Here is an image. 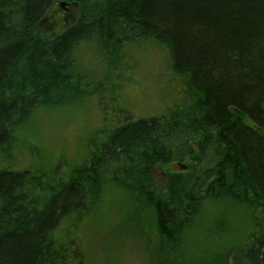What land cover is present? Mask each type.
<instances>
[{"label": "trees", "instance_id": "1", "mask_svg": "<svg viewBox=\"0 0 264 264\" xmlns=\"http://www.w3.org/2000/svg\"><path fill=\"white\" fill-rule=\"evenodd\" d=\"M57 1L0 0V264H82L80 244L61 231L115 188L170 262L189 238L202 243L200 228L223 222V238L248 216V239L214 256L264 264V0H69L75 19L47 34L40 25ZM146 60L163 97L138 115L117 92ZM93 94L118 117L71 175L14 164L38 112ZM178 162L186 167L159 184L155 173Z\"/></svg>", "mask_w": 264, "mask_h": 264}, {"label": "rangeland", "instance_id": "2", "mask_svg": "<svg viewBox=\"0 0 264 264\" xmlns=\"http://www.w3.org/2000/svg\"><path fill=\"white\" fill-rule=\"evenodd\" d=\"M62 2L65 5L60 6ZM74 2L57 1L52 8L54 16L42 22L40 28L47 34L60 31L76 17L77 4ZM139 55L145 59V53L137 52L136 57ZM145 64L149 71L145 68L142 74L135 73V84H126L121 87V93L117 92L119 103L138 115L151 114L153 106L163 97L162 89L153 81L151 63L146 60ZM82 87L89 88L85 82ZM105 90L110 98L111 84H105ZM99 99L98 94H93L85 100L75 99L77 102L38 112L17 138L14 164L32 167L42 177L65 179L71 175L73 167L94 148L96 140L104 139L105 130L111 129L113 118L118 117L117 111ZM110 104L117 106L114 100ZM245 120L252 125L248 117ZM174 166H163L161 172L155 173L159 184L165 183L166 169ZM129 205L123 190H107L97 211L81 218H72L63 228L61 232L64 236H72L77 245L80 244L82 264H219L220 257L214 256L219 245L223 242L226 247L233 243H243L252 230L248 216L234 217V221L226 224L228 230L223 238L216 234H223L221 228L225 223L221 222L223 227L220 224L211 229L200 226L197 241L202 243L194 245L192 240L196 239L189 238L185 247L178 246V259L170 262L167 260L168 248L165 245L163 249L159 248L155 241V227L146 219L144 224L141 216L131 210ZM212 235L215 236L212 238Z\"/></svg>", "mask_w": 264, "mask_h": 264}, {"label": "water", "instance_id": "3", "mask_svg": "<svg viewBox=\"0 0 264 264\" xmlns=\"http://www.w3.org/2000/svg\"><path fill=\"white\" fill-rule=\"evenodd\" d=\"M61 5H65V3H61ZM175 167H177L178 169H184L186 166H185V164L183 163V162H178V163H176L175 164Z\"/></svg>", "mask_w": 264, "mask_h": 264}, {"label": "flooded vegetation", "instance_id": "4", "mask_svg": "<svg viewBox=\"0 0 264 264\" xmlns=\"http://www.w3.org/2000/svg\"><path fill=\"white\" fill-rule=\"evenodd\" d=\"M66 10H67V11H68V10H69V11H72V9H71V8H66Z\"/></svg>", "mask_w": 264, "mask_h": 264}]
</instances>
